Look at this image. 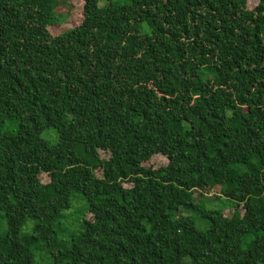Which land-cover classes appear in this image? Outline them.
Returning <instances> with one entry per match:
<instances>
[{
    "label": "trees",
    "instance_id": "obj_1",
    "mask_svg": "<svg viewBox=\"0 0 264 264\" xmlns=\"http://www.w3.org/2000/svg\"><path fill=\"white\" fill-rule=\"evenodd\" d=\"M82 1L0 0V264L264 263V0Z\"/></svg>",
    "mask_w": 264,
    "mask_h": 264
},
{
    "label": "rangeland",
    "instance_id": "obj_2",
    "mask_svg": "<svg viewBox=\"0 0 264 264\" xmlns=\"http://www.w3.org/2000/svg\"><path fill=\"white\" fill-rule=\"evenodd\" d=\"M103 1L100 2L102 4ZM82 0H54L53 9L57 14L66 15L65 19L62 20V23L53 25L49 27V30L52 34H58L61 31L71 27L73 24H76L80 20V11L82 7ZM257 4V0H246V7L248 9L254 8ZM100 156L106 158L107 153L100 151ZM167 163L166 158L163 155L155 154L153 155L147 162H145L146 166L151 167H160ZM99 175L100 172L97 171ZM48 177L46 174L40 175V180L42 182H47ZM129 184H125L128 186ZM217 190H210L209 195H205V197H201L199 193H196V197H200L196 199V203L202 206V209H224L223 214L230 216L233 212V207L229 206L230 203L228 200L221 198L214 199ZM85 201L79 194H74L71 198L70 207L64 211V216L56 221L57 235L59 238H67L71 234H77L82 230L80 226V221L82 220L83 214L86 211ZM241 212L240 207L238 208ZM89 218V214L86 215ZM32 221L28 220L22 227V232H29L31 230ZM199 224V223H198ZM4 229V223H2L0 219V229ZM34 262L33 264H55L52 261L50 254H48L47 250L43 247L42 243H37L32 247ZM264 264V263H259Z\"/></svg>",
    "mask_w": 264,
    "mask_h": 264
}]
</instances>
